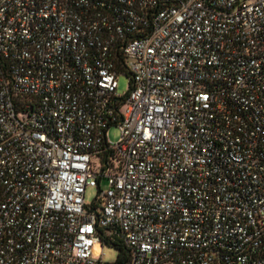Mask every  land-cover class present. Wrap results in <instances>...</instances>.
Returning <instances> with one entry per match:
<instances>
[{"label":"built area","instance_id":"built-area-1","mask_svg":"<svg viewBox=\"0 0 264 264\" xmlns=\"http://www.w3.org/2000/svg\"><path fill=\"white\" fill-rule=\"evenodd\" d=\"M100 228L264 264V0H0V264H98Z\"/></svg>","mask_w":264,"mask_h":264},{"label":"rangeland","instance_id":"rangeland-1","mask_svg":"<svg viewBox=\"0 0 264 264\" xmlns=\"http://www.w3.org/2000/svg\"><path fill=\"white\" fill-rule=\"evenodd\" d=\"M118 91L122 94H125L129 91L130 89V78L129 75L125 72H120L118 74ZM108 137L112 142H117L120 138V129L118 125L113 124L110 126L108 130ZM94 161H97L98 164H100L99 159L96 157H93ZM108 188V180L107 178H104L101 181V189L106 190ZM99 192V187L98 186H87L86 192H85V200L87 203H92L97 194ZM118 249L110 244H105L104 247L102 248V253H103V261L104 262H113L116 260L117 255H118Z\"/></svg>","mask_w":264,"mask_h":264},{"label":"trees","instance_id":"trees-1","mask_svg":"<svg viewBox=\"0 0 264 264\" xmlns=\"http://www.w3.org/2000/svg\"><path fill=\"white\" fill-rule=\"evenodd\" d=\"M99 231L103 237V244L105 245L107 243L113 245L119 252L115 261L104 262L102 260L98 264H129L131 260V251L127 244L111 233L109 228H100Z\"/></svg>","mask_w":264,"mask_h":264}]
</instances>
